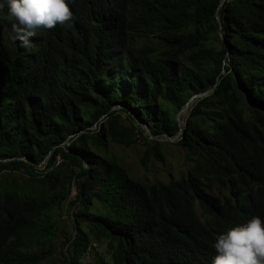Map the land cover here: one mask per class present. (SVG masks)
I'll list each match as a JSON object with an SVG mask.
<instances>
[{"label":"trees","instance_id":"16d2710c","mask_svg":"<svg viewBox=\"0 0 264 264\" xmlns=\"http://www.w3.org/2000/svg\"><path fill=\"white\" fill-rule=\"evenodd\" d=\"M0 4V264H55L62 206L64 264H211L264 219V0H75L29 47ZM136 122L178 135L184 172L142 186L88 148L141 138L142 169L161 161Z\"/></svg>","mask_w":264,"mask_h":264},{"label":"clouds","instance_id":"9594fccd","mask_svg":"<svg viewBox=\"0 0 264 264\" xmlns=\"http://www.w3.org/2000/svg\"><path fill=\"white\" fill-rule=\"evenodd\" d=\"M75 0H7L8 12L17 23L12 25L15 38L29 47L36 29H52L73 20L70 3ZM3 4H0V8ZM211 264H264V219L252 216L244 223L218 234Z\"/></svg>","mask_w":264,"mask_h":264},{"label":"rangeland","instance_id":"374dc122","mask_svg":"<svg viewBox=\"0 0 264 264\" xmlns=\"http://www.w3.org/2000/svg\"><path fill=\"white\" fill-rule=\"evenodd\" d=\"M195 98L196 95L193 97L191 96L183 108L177 112L176 120L179 124L182 125L186 111L189 108L190 103ZM122 115L124 116V114ZM101 121L102 120L99 118L98 123ZM123 122H126V120L123 119ZM136 125L140 127L142 130V135H145L147 140L156 139L159 142V147L163 155V159L161 161L152 160L147 168L142 169L139 164V158L143 148V139L141 138H139V140H137L135 143L127 146L112 143L108 138H104L102 143L99 145L94 144L92 140L88 139V148L99 157L107 161H114L119 166L123 167L127 175L132 180L140 183L142 186H147L156 182V180L165 181L168 178L176 177L180 173L184 172L185 168L189 165V162L185 159L184 149L181 146L175 145L173 143L174 140L177 139L176 135L171 137L165 135L152 136L149 134L145 125L139 124L138 122H136ZM42 165L43 163L39 165V168H41ZM211 193L214 194V192ZM73 194L74 188L72 186L69 197L73 196ZM93 207L99 208L101 212H105L104 209L97 205L96 201H94ZM70 209L68 206H62L61 208L55 209L53 212V216L57 221V244L55 248L56 252L53 258L55 264H64L61 260V257L59 256L58 250L61 247V241L64 236L63 233L65 230H68L65 214L69 212ZM100 240L97 242L99 244L97 246V251L101 255L108 258L104 240ZM85 259H88V256H85ZM42 264H46V262H42Z\"/></svg>","mask_w":264,"mask_h":264},{"label":"built area","instance_id":"2783aa9c","mask_svg":"<svg viewBox=\"0 0 264 264\" xmlns=\"http://www.w3.org/2000/svg\"><path fill=\"white\" fill-rule=\"evenodd\" d=\"M195 96V95H194ZM196 96H199V95H196ZM92 128H94V125L92 126ZM176 136H178L177 134H176ZM60 161V158H59V156L58 155H56L55 156V163H58ZM43 163V162H42ZM43 166V165H42ZM42 166H41V168H42Z\"/></svg>","mask_w":264,"mask_h":264},{"label":"water","instance_id":"95a60500","mask_svg":"<svg viewBox=\"0 0 264 264\" xmlns=\"http://www.w3.org/2000/svg\"><path fill=\"white\" fill-rule=\"evenodd\" d=\"M217 20V22L219 23V21H218V19H216ZM193 97V96H192ZM186 104V103H185Z\"/></svg>","mask_w":264,"mask_h":264}]
</instances>
